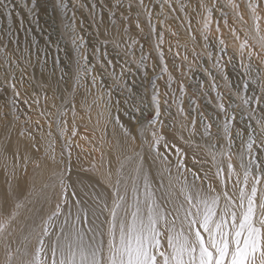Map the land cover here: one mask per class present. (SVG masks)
<instances>
[{
  "label": "rangeland",
  "instance_id": "374dc122",
  "mask_svg": "<svg viewBox=\"0 0 264 264\" xmlns=\"http://www.w3.org/2000/svg\"><path fill=\"white\" fill-rule=\"evenodd\" d=\"M199 2L144 0L152 14L151 25L155 27L152 31L137 0H3L0 3V114L7 113L25 123L33 113L39 112L38 107L47 108L48 102H53L67 128L61 136L62 145L70 149L76 146L80 131L79 123L68 118V106L80 107L81 119L88 123L92 109L120 112L123 107L135 110L147 104L143 117L138 113L139 119L147 121L155 115L151 100L153 92L158 90L159 100L167 101V106L162 105L164 110H169L171 118L184 117L177 112V105L182 103L185 115L190 121L195 119L197 130L202 133L204 124L211 123L212 135L224 134L227 121L235 142L247 140L249 135L259 138L256 121L264 118L261 91L264 49L254 39L253 22L246 8L248 0H234L240 5L246 24L236 18L237 10L229 0H203L211 8L207 31L204 25L209 13L198 7ZM261 7L264 8V0ZM137 14L143 31L135 26ZM261 28L264 34V20ZM232 29L236 30L235 35ZM221 39L223 44L219 43ZM245 39L249 47L242 55L240 45ZM249 51L253 53L251 59ZM82 54L87 56V67L91 70L88 75L78 71L84 63ZM8 61L15 63L10 65ZM21 75L23 85L19 83ZM13 76L21 93L19 97H14L9 87ZM92 76H96L95 85ZM256 98H261L259 104ZM244 99L249 103H243ZM221 103L227 114L219 110ZM50 112L46 114L51 116ZM232 115L235 120H227ZM132 119L136 120L133 116ZM237 132L242 136H236Z\"/></svg>",
  "mask_w": 264,
  "mask_h": 264
},
{
  "label": "snow or ice",
  "instance_id": "6c2138e0",
  "mask_svg": "<svg viewBox=\"0 0 264 264\" xmlns=\"http://www.w3.org/2000/svg\"><path fill=\"white\" fill-rule=\"evenodd\" d=\"M168 2L164 0V3ZM229 2L237 10L236 18L246 24L244 13L239 11L240 5L234 0ZM137 3L144 9L148 23L155 31L151 25L152 14L144 0H137ZM131 7L130 3L129 9ZM198 7L209 13L204 25L207 31L211 8L203 0H200ZM246 8L253 22L254 39L264 49L261 28V21L264 20L261 12H264V8L261 7V0H248ZM135 26L143 31L139 14ZM225 26H228L226 19ZM219 30L217 23L216 31ZM235 31L232 29L233 35ZM204 39L207 40L208 36L205 35ZM159 42L163 43L162 36ZM219 43L223 44L224 41L221 39ZM248 47V40L245 39L240 45L242 55ZM252 54V51L248 52L249 59ZM81 59L84 63L78 71L88 75L91 70L87 67V56L82 54ZM8 63L11 65L15 62ZM108 63L111 64V61ZM250 68L251 65L248 66ZM11 80L9 87L13 96L19 97L21 93L17 89L15 77ZM5 82H9L7 75ZM19 83L23 85V75ZM92 84H96V76H92ZM180 91H183V85ZM261 91L264 92V78ZM159 96V91L155 90L151 100L155 106L154 117L147 121L136 119L137 131L142 138L141 148L146 144L148 151L136 152L133 149V155L127 157L131 168L127 175L123 163L116 170L115 179L110 169L105 176L106 191L94 193L90 197L91 204L88 199H82L71 184L65 183L63 173L55 174L59 191H56L57 184H53V195L56 197L54 208L47 216H41L39 223L33 221L26 225L20 235L12 239V225L24 205L13 201L9 207L11 192L0 197V247L4 253L2 264H264V118L256 121L260 128L259 144L256 145V140L249 135L247 140L241 139L242 146L246 144V151L235 152L233 136L226 121L223 126L226 150L212 153L214 161L217 155L221 157L216 162V172L212 176L208 173L200 175L186 167L182 149L165 139ZM260 102L261 98H256V103ZM115 103L119 105V101ZM164 103L167 104V101ZM243 103L248 104V99H244ZM218 107L227 114L223 103ZM147 108L148 105L143 104L142 107L137 106L135 111L143 117ZM108 111L109 119L118 124L123 135L135 144L137 136L120 124L119 116H112L111 110ZM177 111L187 119L182 103L177 105ZM4 116L6 118L7 113ZM227 120L234 121L235 116L227 117ZM35 123L40 125L39 120ZM195 124L193 119L191 135L195 134ZM181 127L186 128L187 125L182 123ZM211 128V123H205L204 134L211 136ZM66 132V127L61 129L62 135ZM19 135L23 137L24 131L21 130ZM72 135H76L75 128ZM235 135L242 136L241 132ZM29 139L35 141L30 133ZM253 145H256L255 150ZM161 147L164 151H161ZM4 151H7L6 147ZM171 155L177 156L179 203H174L171 188ZM14 157L19 167L26 172L31 157L26 154L21 156L19 150L14 153ZM156 164L168 173L169 187L164 185L162 176L158 187L150 179L151 166ZM35 166L39 167V164ZM15 171L14 166L13 175ZM185 173L191 174V181ZM158 192L160 195H157ZM84 195L87 197L89 194Z\"/></svg>",
  "mask_w": 264,
  "mask_h": 264
},
{
  "label": "bare ground",
  "instance_id": "6f19581e",
  "mask_svg": "<svg viewBox=\"0 0 264 264\" xmlns=\"http://www.w3.org/2000/svg\"><path fill=\"white\" fill-rule=\"evenodd\" d=\"M112 34L115 38H118L114 32ZM48 103H50V107H38L39 112H36V114L30 112L32 115L28 116L30 119L25 123L19 118L12 116H6L5 118L4 115L0 114V197L6 192H11L12 200L9 202V207H11L13 201H18L24 205L15 224L12 225V239L19 236L26 225L32 224L33 221L39 223L40 217L47 216L54 208L56 197L53 195L52 185L57 184L56 191H59L55 174L63 173L65 183L71 184L78 195L82 199H88L89 204H91L90 197L94 193H104L106 191L105 176L110 169L114 173L113 179H115V172L123 163L127 175L131 170L127 157L133 155V149L136 152L148 151L146 144L141 148L142 138L137 131L138 125L136 120L133 121L132 119V116L139 119V115L133 108L123 107L120 112H114L111 109V114L112 116H119L120 124H123L133 135L137 136L135 144H132L123 135V131L118 124L109 119L108 110L105 109L103 112H99L92 109L87 116L88 123H86V120L81 119V108L73 105L68 106V118L79 123L80 134L78 137L80 138L76 141V146L70 147L68 150L63 147L61 141L63 135L60 128L65 127V120L60 119V113L55 110L53 102ZM64 103L63 105H65ZM162 103L160 101L161 112L164 111V117L161 115L160 119L164 121L163 134L167 142L182 149L184 164L187 168L198 172L200 175L208 173L209 176H212L216 172V162L221 159L217 155L216 161H214L212 153L218 154L226 150L227 141L224 134L220 132V135L213 133V135L207 136L198 131L195 124V134L191 135L192 125L189 118H171L169 110H164ZM59 105L62 108V104ZM34 110L37 109L34 108ZM48 110L52 112L51 116L46 114ZM41 113H44V115L42 116ZM33 119L39 120L40 125L37 126L36 121ZM49 122L51 128H49ZM182 123L187 127L182 128ZM218 128H221L220 125ZM21 130L25 133L23 137L19 135ZM49 132H51V135H48ZM29 133L35 137V141L29 139ZM148 138L151 139V136L149 135ZM253 139L256 140V145H258L259 138L255 136ZM64 140H66L65 137ZM213 145L215 147H212ZM256 145H253L254 150ZM5 147L7 151H4ZM17 150H19L21 156L26 154L31 157L26 172L19 167L14 157ZM240 150L246 151V144L242 146L241 142L234 141L233 151ZM161 151H164L163 147H161ZM53 157L55 158L53 159ZM169 159L172 162L170 165L172 173L171 188L174 203H179L177 197H179L180 183L177 178V156L171 155ZM36 163L39 164V167L35 166ZM14 166L16 168L15 175H13ZM147 168L148 165H146ZM150 171V179L155 186H159L161 176L164 185L166 187L170 186L168 173L164 172L159 164L151 166ZM185 176L189 181L192 180L190 173H185ZM217 186L219 187V184ZM69 191L71 192V189ZM84 193L89 195L86 197ZM157 195H160V193L158 192ZM3 260V248L0 247V264Z\"/></svg>",
  "mask_w": 264,
  "mask_h": 264
}]
</instances>
